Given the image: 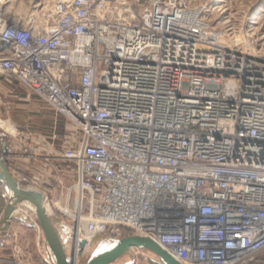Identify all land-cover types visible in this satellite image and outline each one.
<instances>
[{
    "label": "built area",
    "instance_id": "obj_1",
    "mask_svg": "<svg viewBox=\"0 0 264 264\" xmlns=\"http://www.w3.org/2000/svg\"><path fill=\"white\" fill-rule=\"evenodd\" d=\"M134 1L60 0L24 20L0 1V82L73 129L76 180L49 214L68 255L131 232L180 264H263L264 50L218 33L207 6Z\"/></svg>",
    "mask_w": 264,
    "mask_h": 264
},
{
    "label": "rangeland",
    "instance_id": "obj_2",
    "mask_svg": "<svg viewBox=\"0 0 264 264\" xmlns=\"http://www.w3.org/2000/svg\"><path fill=\"white\" fill-rule=\"evenodd\" d=\"M58 1L1 0V10L9 19L24 20L30 15L42 14ZM151 1L142 0L140 5ZM183 1L191 8L207 6L208 19L218 33L225 37L233 35L234 41L241 40L256 51L264 50V0ZM0 102V127L9 133L8 141L16 149L19 174L29 177L34 187L47 194V213H56V202L66 203L76 180L75 166L64 158L74 146L71 124L15 83L11 93L0 94ZM32 140L40 145L38 156L25 153ZM16 210L21 212L22 207ZM28 214L14 215L9 230L0 233V264H49L42 230L35 227V219H30ZM130 256L133 264H158L157 258L147 251L135 249ZM130 256L114 264H128Z\"/></svg>",
    "mask_w": 264,
    "mask_h": 264
},
{
    "label": "water",
    "instance_id": "obj_3",
    "mask_svg": "<svg viewBox=\"0 0 264 264\" xmlns=\"http://www.w3.org/2000/svg\"><path fill=\"white\" fill-rule=\"evenodd\" d=\"M0 182L8 200L0 219V233L9 230L15 210L18 207H23L36 216L35 220L44 236V248L49 264H75L73 258L68 255V236L53 222L44 208V194L35 189H23L18 186L1 150ZM93 246L92 252L83 258L80 264H114L125 256H130L135 249L153 254L157 258L158 264H180L155 241L138 237L131 232H127L122 239L97 238L94 240ZM130 258L131 262L128 264H133V257L130 256Z\"/></svg>",
    "mask_w": 264,
    "mask_h": 264
},
{
    "label": "crops",
    "instance_id": "obj_4",
    "mask_svg": "<svg viewBox=\"0 0 264 264\" xmlns=\"http://www.w3.org/2000/svg\"><path fill=\"white\" fill-rule=\"evenodd\" d=\"M15 84L18 85V86H20V87H22L21 85H19L17 83H15ZM13 86H14L13 83L11 84V83H8L6 81H1L0 82V94H2V93L3 94H6L8 92L11 93V90H13ZM50 110H52V109H50ZM52 112H54V111L52 110ZM55 115H56V113H55ZM38 144L39 143L35 144L34 141L32 140L31 143L27 144V146H26L27 148H25V153H30L31 152V156H38V152L41 150L39 148L40 145H38ZM50 147H51V145H50ZM7 164H8L9 170L11 171V173L13 174V176L15 178L18 177L19 176V172H18L19 171V169H18V159L17 158H14V159L8 161ZM33 166H34V163H33ZM0 186H3L1 184V182H0ZM1 212H2V209H0V215H1ZM2 214H3V212H2ZM263 264H264V261H263Z\"/></svg>",
    "mask_w": 264,
    "mask_h": 264
},
{
    "label": "bare ground",
    "instance_id": "obj_5",
    "mask_svg": "<svg viewBox=\"0 0 264 264\" xmlns=\"http://www.w3.org/2000/svg\"><path fill=\"white\" fill-rule=\"evenodd\" d=\"M1 1V0H0ZM7 202H8V200H7ZM7 202H6V205H7ZM6 205H5V207H6ZM46 206H45V201H44V208H45ZM47 208V207H46ZM45 208V209H46ZM5 210V209H4ZM24 209H22V211L21 212H19V211H17V210H15V212H14V214H13V216L14 215H16V214H20V215H24ZM31 212V211H30ZM46 212H47V210H46ZM26 213V212H25ZM48 215L50 214V213H47ZM29 217H30V219H35L36 218V216L31 212L30 214H29ZM38 226H39V224H38ZM40 227V226H39ZM41 229V228H40ZM93 248H94V246H93ZM93 248L91 249V251H90V253L92 252V250H93Z\"/></svg>",
    "mask_w": 264,
    "mask_h": 264
}]
</instances>
